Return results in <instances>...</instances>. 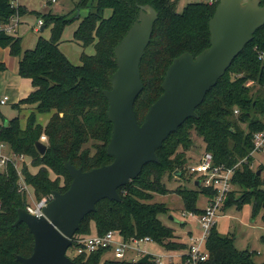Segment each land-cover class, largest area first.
I'll return each instance as SVG.
<instances>
[{
	"label": "trees",
	"instance_id": "1",
	"mask_svg": "<svg viewBox=\"0 0 264 264\" xmlns=\"http://www.w3.org/2000/svg\"><path fill=\"white\" fill-rule=\"evenodd\" d=\"M218 3L210 6L203 1L193 2L180 12L178 0H79L77 7L90 10L74 31V40L85 47L95 45L94 54H81V64H74L60 49L65 27L76 18L38 13L44 30L51 29L50 38L40 36L33 48L25 50L21 36L0 30V47L9 48L11 55L20 58L19 74L31 79L34 87L27 97L13 104L19 113L21 105H34L25 126L20 114L7 119L0 108V142L14 153L31 158L36 171L31 172L27 164L22 171L36 200L50 198L54 190L65 192L70 187L72 178L66 162L72 161L88 171L113 161L107 152L113 124L108 118L109 102L104 92L112 87L111 77L118 69L115 48L138 19L140 5L150 4L159 12L140 65L144 89L135 109L142 123L151 105L163 94L162 83L173 59L185 52L196 57L210 46L209 20ZM107 10L111 11L108 16ZM24 13L23 6L12 5V0H0V26ZM256 46L264 50V27L207 93L196 109L198 117L189 118L157 150L159 162L145 165L137 178L119 189L122 201L103 199L97 203L96 210L81 221L76 235H103L118 230L126 240L148 236L167 251H185L187 241L160 218L170 212L168 205L153 199L155 194L169 193L166 176L184 175L193 131L206 142V150L212 152L216 164L233 166L249 156L250 163L243 164L234 175L233 183L239 190L229 194L225 209L251 203L252 216L261 214L264 219V165L259 167V175V169L251 167L250 156L255 133L264 130V62L259 59ZM0 69H5L4 63H0ZM248 81L252 85L247 86ZM44 114L50 117L41 123L39 117ZM42 135L48 137L45 154L36 147ZM179 192L185 210L202 212L197 206L199 192L187 188ZM204 192L212 194L210 189L203 188ZM28 205V195L19 191V173L9 163L0 170V264H21L17 256L28 257L33 252L34 236L29 227L15 224L18 210ZM206 247L209 257L199 264H264L254 260V251L239 250L235 237L222 234L217 225L211 229ZM103 253L97 251L72 259L77 264H157L152 255L147 262L107 259L101 263ZM187 261L185 252L180 261L167 264H188Z\"/></svg>",
	"mask_w": 264,
	"mask_h": 264
},
{
	"label": "water",
	"instance_id": "2",
	"mask_svg": "<svg viewBox=\"0 0 264 264\" xmlns=\"http://www.w3.org/2000/svg\"><path fill=\"white\" fill-rule=\"evenodd\" d=\"M158 19L154 6L140 5L138 19L115 48L118 69L111 77L112 87L104 92L113 124L107 146L113 161L88 171L66 162L70 187L65 192L54 190L40 216L25 208L18 210L15 224L25 223L34 236L32 254L17 256L21 264H77L68 250L81 221L103 199L122 201L119 189L137 178L145 165L159 162L157 150L168 137L189 118L198 117L196 109L207 93L264 27V5L262 0H219L209 20L210 46L196 57L185 52L173 59L162 83L163 94L140 123L135 109L144 89L140 65ZM36 147L45 154L47 144L37 141ZM148 260L147 254L139 261Z\"/></svg>",
	"mask_w": 264,
	"mask_h": 264
},
{
	"label": "rangeland",
	"instance_id": "3",
	"mask_svg": "<svg viewBox=\"0 0 264 264\" xmlns=\"http://www.w3.org/2000/svg\"><path fill=\"white\" fill-rule=\"evenodd\" d=\"M178 11H182L184 7L193 2H202L203 0H178ZM79 0H57V2H52L49 0H19L20 6H23L25 13L19 16L22 23H19L18 36H21L22 46L24 48H33L35 42L40 36L49 39L51 35L50 27L41 31L43 25H39L38 13H55L59 15H65L68 17L76 18L72 23L65 27L62 35V40L60 43V49L67 55V57L74 64H81V54L85 52L86 54L95 53V45L91 44L89 46H83L80 42L74 40V31L79 26L81 20L86 16L90 9L79 8L77 3ZM111 11L107 10L106 16L110 15ZM18 16V15H17ZM2 113L7 117V119H12L20 114L21 124L25 126L28 120V116L32 111V108H27L21 113L16 111L12 103H7L0 106ZM49 114H44L39 117L41 123H46L49 119ZM3 120L0 118V124ZM246 127V125H244ZM193 145L187 151V166L184 170V175H176L173 173L170 177L166 176L164 181L169 187V193L167 194H155L154 202H162L168 205L170 212L167 214L160 215L163 223L174 229L175 234L181 236L185 239L187 233L194 230L195 233H200L199 224L196 218H192L184 209V202L179 192L180 189H192L199 192L197 206L204 208L207 204V199H209V194L202 193L203 187L197 186L193 182L194 177L190 175L188 171V165L193 162L198 161L201 156L206 152V142L201 136H199L195 131L192 132ZM182 149V148H180ZM4 153L9 154L10 150L8 148L3 149ZM264 162V155H258L254 159L253 169H259L260 162ZM262 164V163H261ZM31 172H35L36 168L28 165ZM3 170V169H1ZM52 176L55 175L52 173ZM264 176V173H263ZM32 190V186L30 187ZM235 190H239V187L234 185ZM29 203L34 204L36 200L35 196L32 198L28 196ZM34 199V200H33ZM253 204L247 203L242 208H238L237 205H231L221 214L217 221L218 230L222 234H227L235 237V245L239 250H250L254 251V260L257 263L264 262V241L262 236L264 235V219L262 215L259 214L257 217L252 216ZM171 215L176 218V220L171 218ZM140 248L147 251L148 254L152 255L151 259L162 257L163 260H168L167 256H174L173 261H180L181 255H183L186 250L167 251L162 245L155 242H142ZM73 247L69 248L68 255L73 256ZM134 252V251H133ZM131 253L133 257H137L134 253ZM111 254H103L101 263L104 260L111 259Z\"/></svg>",
	"mask_w": 264,
	"mask_h": 264
},
{
	"label": "built area",
	"instance_id": "4",
	"mask_svg": "<svg viewBox=\"0 0 264 264\" xmlns=\"http://www.w3.org/2000/svg\"><path fill=\"white\" fill-rule=\"evenodd\" d=\"M49 1L54 3L57 2V0ZM203 2L210 6H214L219 0H203ZM12 5L18 7L20 5L19 0H12ZM19 23V15H16L11 18L10 22L0 26V30H3L7 34H16ZM39 25H44L43 20H39ZM255 50L258 53L259 59L264 62V50L260 49L258 46L255 47ZM252 83V81H248L247 86L252 85ZM8 101L9 97L4 96L0 100V104H6ZM235 113L238 114L239 110L236 109ZM40 141L47 144L48 137L42 135ZM253 141L254 148L250 153V156L253 157L251 163L252 168L256 156L264 155V130L256 132ZM6 148L10 150L9 154L3 152V149ZM248 157L249 156L245 157L233 166H227L225 164H216L212 152L206 151L198 161L188 165V171L190 175L194 177L193 182L195 184L198 182L199 185L197 186H202L203 188L212 191V194L209 195L207 204L202 208L201 213H194L192 211L186 212L192 218H196L200 228L199 234L195 233L194 230H191L186 235L185 240L187 241L186 253L188 255V264H199V262H204L208 259L209 252L206 247L207 239L211 229L217 224L219 217L225 210V204L229 194L234 190V175L236 174L237 169L242 167L243 164L250 163ZM9 163L13 164L19 173V191L26 193L32 198V195H34L33 188L31 190V185L26 182L22 171L24 164L29 165L31 163V158L24 154L18 155L14 153L6 143L0 142V170L5 169ZM261 165H264L263 161L260 162V166ZM51 199L52 196L50 198L43 197L40 200L33 199L34 204L29 203L26 209L31 214L40 216L43 214L44 207H46ZM142 242L154 241L148 236L126 240L118 230H110L103 235L96 232L89 235H75L71 247H73L74 250L73 256L83 254L89 255L97 251H103L104 255L111 254V259L113 260L138 261L148 254L147 251L140 248ZM132 252L134 255H137L138 259L132 256ZM148 255L150 256V254ZM167 258L168 260H163L162 257H155V262L157 264L174 262V256L168 255Z\"/></svg>",
	"mask_w": 264,
	"mask_h": 264
},
{
	"label": "crops",
	"instance_id": "5",
	"mask_svg": "<svg viewBox=\"0 0 264 264\" xmlns=\"http://www.w3.org/2000/svg\"><path fill=\"white\" fill-rule=\"evenodd\" d=\"M22 22L23 20H20V23ZM18 32H19V26L17 28L16 34L14 35H19ZM23 49L25 50L26 48L23 47ZM27 49H31V48H27ZM19 61H20L19 57L11 55L9 48L0 47V63L5 64V69H0V100L4 96H8L9 97L8 103L10 102L12 103V105L18 103L21 99L27 97L32 91H34V87L32 85L31 79L23 78L22 76H20ZM33 106L34 105L23 104L20 107L22 108L23 111L27 108H33ZM15 110L18 111L17 109ZM182 239L185 240L186 237L185 239L184 238Z\"/></svg>",
	"mask_w": 264,
	"mask_h": 264
}]
</instances>
